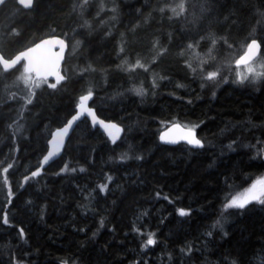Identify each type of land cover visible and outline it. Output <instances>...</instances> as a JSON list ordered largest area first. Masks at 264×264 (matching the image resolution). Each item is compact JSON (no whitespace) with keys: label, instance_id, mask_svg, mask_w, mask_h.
<instances>
[{"label":"trees","instance_id":"16d2710c","mask_svg":"<svg viewBox=\"0 0 264 264\" xmlns=\"http://www.w3.org/2000/svg\"><path fill=\"white\" fill-rule=\"evenodd\" d=\"M51 35L70 44L55 88L0 64V264H264V203L225 207L264 176V66L254 79L236 72L254 38L264 65V0L0 7L6 57ZM89 90L120 136L84 119L45 165L52 132ZM173 123L196 125L203 147L161 141Z\"/></svg>","mask_w":264,"mask_h":264},{"label":"snow or ice","instance_id":"6c2138e0","mask_svg":"<svg viewBox=\"0 0 264 264\" xmlns=\"http://www.w3.org/2000/svg\"><path fill=\"white\" fill-rule=\"evenodd\" d=\"M86 2V0H85ZM5 3V0H0V5H3ZM18 3L22 5L25 8H31L33 6L34 0H18ZM179 12H177L176 8H173L172 11L176 15H180L184 11V4L181 2L178 6ZM50 45H59L60 46V54H58L55 58V60L47 59L44 62L47 64L48 71L46 72V75H55L56 76V83L49 84V87L55 88L57 84L64 79L62 75L58 73L56 70L58 67V62L62 58V54L65 48V43L63 40H44L39 44H36L34 47L28 48L26 51H23L19 53L14 59L12 60H6L3 58V56H0V64L3 65V69L5 71L9 70L10 68L14 67L17 63H19L21 60H26L27 63L24 65V73L20 77L24 80L25 84H28L29 82H32L35 84V87H39L42 82H46V80L37 79L35 81H32V77L29 75L33 71L36 72L37 77L41 76L40 70L38 65L44 60L41 56L36 55L39 50L45 49V46ZM191 47V45H189ZM260 48V42L253 39L250 43L246 46V51L244 54L236 61V64L238 66L245 65L248 66V71L252 72V67L250 62L254 60V58L257 55V52ZM48 52L51 51L50 47L46 49ZM137 65L140 67H143V65L139 64V61L137 62ZM264 66V65H262ZM260 73H257L259 75ZM217 76V72H209L207 75V79L212 80L215 79ZM241 79H247L246 76H241ZM138 93L140 90H137ZM92 92L91 90L88 91L87 95H83L80 97V101L78 104V108L80 111L72 117L71 120L68 121L67 125L61 129L58 130L53 137V141L51 143L56 145V148L54 151H50L47 156L44 157V162L46 163L53 155H55L60 145L63 143V137L67 134L69 128H71L74 121L79 119V117L85 113L87 115L92 117L93 123H99L103 128H105L106 131H108V135L112 138L113 142L117 139L118 133L120 132V129L115 124H105L103 121H97L95 114L92 112L90 108L87 107L86 102L91 99ZM31 103V100L28 101ZM197 127L194 125L192 128H187L185 126L182 128L179 124H173L172 128L169 129V131H166L161 134L160 139L161 141H164L166 143H177L180 140L186 141L188 144L196 146V147H202L201 141L196 138L194 129ZM114 130V131H113ZM173 133H178L177 135H173ZM83 170V169H81ZM7 171V170H5ZM38 172H33V176L38 175ZM111 179V177H109ZM101 191H103L106 188V185H101ZM264 179L257 180L255 183L252 184V186L244 191V193H241L237 196H234L231 198V200L225 205L226 208H244L248 203L252 201H258L260 203H264ZM188 213L181 209L180 215H187ZM3 222L5 224L8 223L7 217H4ZM21 236L23 235V231L21 230ZM155 243V240L153 239L152 235L150 234L148 236L147 245H152Z\"/></svg>","mask_w":264,"mask_h":264},{"label":"water","instance_id":"95a60500","mask_svg":"<svg viewBox=\"0 0 264 264\" xmlns=\"http://www.w3.org/2000/svg\"><path fill=\"white\" fill-rule=\"evenodd\" d=\"M6 1H7V0H5V2H6ZM34 2H35V0H34ZM33 5H34V3H33ZM1 6H2V5H0V7H1ZM32 7H33V6H32ZM32 7H31V8H32ZM28 9H29V8H28ZM254 39L257 40L258 42H260V48H259V50H258V52H257L256 57L254 58V60H255V59H257V58L261 55V53H262V49H263V45H262V42H261L258 38H254ZM44 40H63V41H64V43H65V48H64V51H63V54H62V58H61V59L59 60V62H58V67H57L56 70H57L58 73H59L60 75H62V76L64 77V79H65V76H64V74H63V72H62V67H63V65H64L65 62H66L67 55H68V52H69V49H70V44H69L68 40H67L66 38H64L63 36H60V35H51V36H47V37H45V38L39 40L37 43H35L34 45H32V46H30V47H34L36 44H39V43H41V42L44 41ZM252 40H253V39H252ZM250 42H251V41H250ZM250 42H249V43H250ZM30 47H29V48H30ZM49 47H50V49H51L50 52H48V51L46 50V49L49 48ZM27 49H28V48L19 51L18 53H16L14 56H12V57H10V58H9V57H6V56L0 51V56H3L4 59L10 61V60L14 59L19 53H21V52H23V51H26ZM245 51H246V50H245ZM245 51H244V52H245ZM244 52H243L241 55H239V57L237 58V60H238V59L244 54ZM58 54H60V46H59V45L45 46V49H41V50H39V52H38L36 55L41 56L42 58H44V60H42V62L38 65L39 70H40V73H41V76H40V77H37L36 72L33 71L32 73H30V74H33V81H35L36 79H39V78H43V79H52V80H55V81H56V76H55V75H46V72H47L49 69H48V67H47V64H46L44 61L47 60V59L55 60V58H56V56H57ZM254 60H253V61H254ZM253 61H252V62H253ZM22 63H24V65H25V64L27 63V61H26V60H21V61H20L19 63H17L14 67H16V66H18V65H20V64H22ZM250 63H251V62H250ZM2 66H3V65H2ZM14 67H12V68H14ZM10 69H11V68H10ZM64 79H63V80H64ZM63 80H61L60 82H62ZM86 104H87V107L90 108V109L92 110V112L95 114V117H96L97 121H103L105 124H115V125L120 129V132L118 133V136H117V138H118V137L120 136V134H121V127H120L118 124H116V123H114V122H112V121H110V120H107V119L101 117V116L98 114L96 108L93 107V106L91 105L90 100H88V101L86 102ZM79 111H80V109L77 108V111H76V112H75V113L69 118V120H71L72 117H73L74 115H76ZM84 119H88V120L91 122V124L93 125V127H98V128H100L103 132H105V133L108 134V131H106L105 128H103L99 123H95V124H94V123H93V120H92V117L89 116V115H87V113H85V114L81 115V116L79 117V119H77L76 121H74V123L72 124L71 128H69L67 134L63 137V143H62V145H60L58 152H57L55 155H53V156H52V157H51L46 163L44 162L45 165H47V164L51 163L52 161L58 159V158L63 154L64 149H65V146L67 145V143H68V141H69L71 135L73 134V132H74L75 129L77 128L78 124H79L81 121H83ZM69 120H68V121H69ZM68 121H67L64 125H62L61 127L57 128V129L54 131V133L52 134V136H51V138H50V140H49L50 151H54L55 148H56V145L53 144V143H51V141H53L54 134H55L58 130L63 129V128L67 125ZM173 124H179L182 128L185 127V125L180 124V123H173ZM173 124H170L169 126H167V127L163 130L162 133H164V132H166V131H169V129L172 128ZM187 128H190V127L187 126ZM113 131H114V130H113ZM162 133H161V134H162ZM194 133H195L196 138L199 139V140L201 141V145H202V147H203V140H202V138L198 135V133H197L195 130H194ZM177 134H178V133H173V135H177ZM163 142H164V141H163ZM164 143H166V142H164ZM179 143H187V142H186V141H183V140H180V141H178L177 143H167V144H170V145H176V144H179ZM192 146H193V145H192ZM193 147H195V148H202V147H196V146H193Z\"/></svg>","mask_w":264,"mask_h":264},{"label":"rangeland","instance_id":"374dc122","mask_svg":"<svg viewBox=\"0 0 264 264\" xmlns=\"http://www.w3.org/2000/svg\"><path fill=\"white\" fill-rule=\"evenodd\" d=\"M139 26V25H138ZM259 58V57H258ZM257 58V59H258ZM257 59H255L253 62H251L250 64H251V67H252V72H249L248 71V66H245V65H240V66H238L237 65V69H236V72H237V76L241 79V76L243 75V76H246L248 79H250V78H256V77H258V76H260L261 75V73H262V69H263V63L261 62V61H257ZM204 62H207V63H211L212 65H214V66H217V67H220L222 64L221 63H219V61L218 60H212L211 58H210V56H207L206 57V59H205V61ZM257 73H260L259 75H257ZM30 76L32 75V74H29ZM32 77V76H31ZM260 179H264V176L262 177V178H260ZM260 179H258V180H260ZM255 183V182H254ZM242 193H244V192H242ZM241 194V193H240ZM239 195V194H238ZM262 263H264V261L262 260Z\"/></svg>","mask_w":264,"mask_h":264},{"label":"bare ground","instance_id":"6f19581e","mask_svg":"<svg viewBox=\"0 0 264 264\" xmlns=\"http://www.w3.org/2000/svg\"><path fill=\"white\" fill-rule=\"evenodd\" d=\"M260 41H261V40H260ZM71 112H72V111H71ZM67 117H68V116H67ZM63 118H65V117H63ZM61 120H62V119H61ZM62 122H63V121H62ZM62 122H61V123H62ZM66 122H67V121H66ZM61 123H60V124H61ZM64 123H65V122H64ZM58 124H59V123H58ZM58 124H57V125H58ZM61 126H62V125H61ZM51 129H52V128H51ZM77 130H78V129H77ZM51 131H53V130H51ZM52 134H53V132H52ZM52 134H51V136H52ZM70 138H71V137H70ZM70 140H71V139H70ZM18 141H19V140H18ZM20 143H21V142H20ZM48 144H49V143H48ZM66 147H67V146H66ZM66 147H65V148H66ZM64 151H65V150H64ZM63 156H64V155H63ZM58 159H59V158H58ZM90 190H91V189H90ZM92 191H93V190H92ZM88 193H89V192H88ZM92 194H93V193H92ZM88 195H89V194H88ZM90 195H91V194H90ZM85 199L88 200L89 197H88V198H85ZM92 204H93V203H92ZM86 208H87V207H86ZM88 209L90 210V208H88ZM94 209H95V208H94ZM92 210H93V209H92ZM96 211H97V210H96ZM85 214H86V211H85ZM87 214H88V213H87ZM100 219H101V218H100ZM137 219H138V218H137ZM155 244H156V241H155ZM153 245H154V244H153ZM143 246H145V245H143ZM154 246H155V245H154ZM142 248H143V247H142ZM143 249H144V248H143ZM145 249H146V248H145Z\"/></svg>","mask_w":264,"mask_h":264}]
</instances>
